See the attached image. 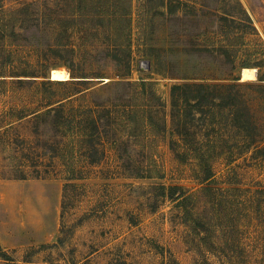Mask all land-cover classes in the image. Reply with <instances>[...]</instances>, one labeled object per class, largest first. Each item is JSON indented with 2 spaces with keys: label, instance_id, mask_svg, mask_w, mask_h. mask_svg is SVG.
Here are the masks:
<instances>
[{
  "label": "rangeland",
  "instance_id": "obj_1",
  "mask_svg": "<svg viewBox=\"0 0 264 264\" xmlns=\"http://www.w3.org/2000/svg\"><path fill=\"white\" fill-rule=\"evenodd\" d=\"M165 1L0 0V264H264V0Z\"/></svg>",
  "mask_w": 264,
  "mask_h": 264
},
{
  "label": "trees",
  "instance_id": "obj_2",
  "mask_svg": "<svg viewBox=\"0 0 264 264\" xmlns=\"http://www.w3.org/2000/svg\"><path fill=\"white\" fill-rule=\"evenodd\" d=\"M140 3V5H143V8L145 9V12L143 14L142 18H138V28H143L145 27L143 30H146V27L149 24V18H151V16L155 13H161L160 11H158L160 9V7H165L166 5V1L165 0H147L146 2L142 3V1L138 0ZM126 3V9L122 10V12L120 13V16L118 17L116 14V18H117V23L118 20H120V23H118L119 25H122L124 22L126 23L124 25L123 28H117V31L122 35V41H118L117 43L119 45H122L123 48H127L130 49L132 46V17H131V9H132V5H133V0H125ZM117 6V5H116ZM140 8V6H139ZM118 10V9H116ZM140 16V15H139ZM122 20V21H121ZM124 21V22H123ZM120 42V43H119ZM61 81V80H60ZM143 83L145 84V81H143ZM183 87V84H178L174 86V89H180V87ZM196 86L200 87L201 89H206L209 88L210 85L206 84V83H202V84H197ZM154 94V97L159 98L158 95ZM205 96V95H204ZM199 103H203V99L199 102ZM152 109V108H151ZM147 122V121H146ZM150 122L146 123V127H148V125L150 126ZM146 128V130H147Z\"/></svg>",
  "mask_w": 264,
  "mask_h": 264
},
{
  "label": "bare ground",
  "instance_id": "obj_3",
  "mask_svg": "<svg viewBox=\"0 0 264 264\" xmlns=\"http://www.w3.org/2000/svg\"><path fill=\"white\" fill-rule=\"evenodd\" d=\"M257 69L254 67H243L242 69V79L251 80L255 79ZM52 78L57 80H67L70 78L68 71L64 69H53Z\"/></svg>",
  "mask_w": 264,
  "mask_h": 264
},
{
  "label": "water",
  "instance_id": "obj_4",
  "mask_svg": "<svg viewBox=\"0 0 264 264\" xmlns=\"http://www.w3.org/2000/svg\"><path fill=\"white\" fill-rule=\"evenodd\" d=\"M149 63V62H148ZM150 64V63H149Z\"/></svg>",
  "mask_w": 264,
  "mask_h": 264
}]
</instances>
